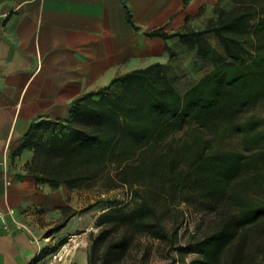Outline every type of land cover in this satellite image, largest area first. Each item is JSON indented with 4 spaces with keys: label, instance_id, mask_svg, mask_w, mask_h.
I'll list each match as a JSON object with an SVG mask.
<instances>
[{
    "label": "trees",
    "instance_id": "1",
    "mask_svg": "<svg viewBox=\"0 0 264 264\" xmlns=\"http://www.w3.org/2000/svg\"><path fill=\"white\" fill-rule=\"evenodd\" d=\"M230 2L201 30L149 34L178 36L210 63L187 88L168 65L152 64L82 94L68 118L38 121L25 134L38 182L130 190L129 201L110 200L96 217L88 264H139L126 258L148 253L141 237L181 264H264V114L253 112L264 105V0ZM234 136L239 150L224 145ZM182 203L201 217L185 242Z\"/></svg>",
    "mask_w": 264,
    "mask_h": 264
},
{
    "label": "crops",
    "instance_id": "2",
    "mask_svg": "<svg viewBox=\"0 0 264 264\" xmlns=\"http://www.w3.org/2000/svg\"><path fill=\"white\" fill-rule=\"evenodd\" d=\"M217 5L225 0H0V264L47 261L87 224L81 190L51 188L27 168L30 127L68 118L82 94L152 64L168 65L188 87L207 72L196 49L178 36L149 34L201 30ZM204 38L220 52L213 34ZM89 245L74 253L73 264H88Z\"/></svg>",
    "mask_w": 264,
    "mask_h": 264
},
{
    "label": "rangeland",
    "instance_id": "3",
    "mask_svg": "<svg viewBox=\"0 0 264 264\" xmlns=\"http://www.w3.org/2000/svg\"><path fill=\"white\" fill-rule=\"evenodd\" d=\"M231 4L230 0H225V7H228ZM163 59L161 62H164ZM202 67V71L206 72L211 68L210 63L204 62ZM176 68H172L171 71H175ZM196 78H198L200 75H195ZM181 80V76L177 79L179 82ZM192 80V79H191ZM184 87H187L184 86ZM253 112H258L261 114H264V105L259 104L256 106L253 110ZM262 128L264 129V124L262 125ZM224 145L227 149H236L239 150V144L238 139L234 136L224 142ZM79 195L82 198V213L86 214L87 224L85 227H93L94 231L92 233H96L98 231V228L95 226V219L96 217L106 208L107 202L110 200H116L118 202H125L129 201L131 197V193L129 188L127 187H119L113 190L104 191L102 192L101 188L95 187L92 189H81ZM93 205L90 209H87L89 206ZM181 208H183L187 213V222L184 227L181 228L180 233L183 235L181 242H185V238L187 237V233L192 230L193 225L197 221V219L201 218L200 213L194 214L195 211L193 210V204L192 203H182L180 205ZM97 215L95 218L94 216ZM210 215L206 214L204 216L205 220L209 219ZM205 225V224H204ZM203 225V227H204ZM82 230V229H81ZM81 230L77 231L80 232ZM90 244V237L87 240ZM136 244L141 246L142 248L145 245H149L150 249L148 253L145 255L144 258H142V252L139 251L138 253L133 252L131 253L130 257L128 256L126 260L137 262L139 264H175V263H181V261L178 259L175 262H172V257L166 256V252L161 249V247L158 245V241H148L145 237H141L139 239H136ZM173 256L175 258H178L176 253H173ZM189 259V256L186 257ZM143 259V260H142ZM125 261V260H124Z\"/></svg>",
    "mask_w": 264,
    "mask_h": 264
},
{
    "label": "built area",
    "instance_id": "4",
    "mask_svg": "<svg viewBox=\"0 0 264 264\" xmlns=\"http://www.w3.org/2000/svg\"><path fill=\"white\" fill-rule=\"evenodd\" d=\"M0 221L5 223V214L0 212ZM94 231L93 227H85L80 232L69 234L59 245L53 256L47 261L41 260L39 256L30 264H73L74 253L87 242L90 234ZM190 256V255H189ZM181 264V263H175ZM185 264H188L187 262Z\"/></svg>",
    "mask_w": 264,
    "mask_h": 264
}]
</instances>
